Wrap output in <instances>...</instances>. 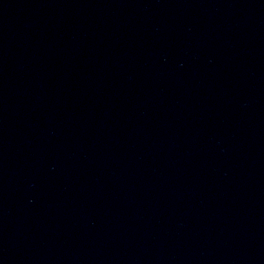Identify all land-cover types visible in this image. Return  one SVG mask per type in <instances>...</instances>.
<instances>
[{"label": "water", "instance_id": "95a60500", "mask_svg": "<svg viewBox=\"0 0 264 264\" xmlns=\"http://www.w3.org/2000/svg\"><path fill=\"white\" fill-rule=\"evenodd\" d=\"M0 264H264V0H0Z\"/></svg>", "mask_w": 264, "mask_h": 264}]
</instances>
